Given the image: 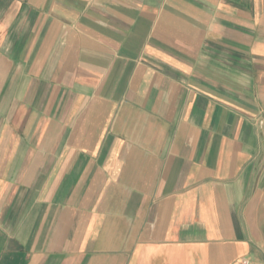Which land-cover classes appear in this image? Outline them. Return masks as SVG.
Wrapping results in <instances>:
<instances>
[{"label": "crops", "instance_id": "0c3cea01", "mask_svg": "<svg viewBox=\"0 0 264 264\" xmlns=\"http://www.w3.org/2000/svg\"><path fill=\"white\" fill-rule=\"evenodd\" d=\"M0 264H264V0H0Z\"/></svg>", "mask_w": 264, "mask_h": 264}]
</instances>
